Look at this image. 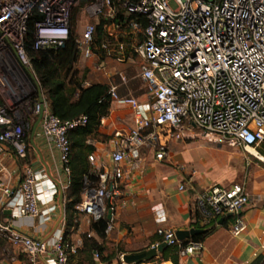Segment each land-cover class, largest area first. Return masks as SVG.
<instances>
[{
    "label": "built area",
    "instance_id": "obj_1",
    "mask_svg": "<svg viewBox=\"0 0 264 264\" xmlns=\"http://www.w3.org/2000/svg\"><path fill=\"white\" fill-rule=\"evenodd\" d=\"M78 6L91 20L80 33L73 17ZM33 20L34 50L64 47L76 32L81 58L91 60L109 50L117 63L138 67V77L153 97L143 106L134 97H120L117 87H111L112 100L135 110V126L115 134L112 169L90 159L79 214L94 221L107 218V201L114 204L129 178L122 164L137 168L144 149L154 150L155 159L165 161L169 147L160 137L165 131L173 141H181L197 130L208 142L243 149L264 164L259 153L264 147V0H0V86L11 100H18L0 104V155L4 147L13 149L20 169L14 186L2 180L0 162V240L31 264H70V255L79 246L66 242L64 224L54 236L41 240L19 230L12 220L5 221L7 211L48 221L51 209H42L41 203L45 195L52 199L58 191L48 185L45 171L33 166L27 133L32 121L39 123L70 175L69 133L88 122L87 117L64 122L53 114L26 50ZM98 26L108 36L101 46L95 45ZM121 34L128 35V42L118 43L111 52V43ZM95 69L112 77L102 63ZM180 190H187L186 185ZM249 203L245 184L213 185L196 193L195 208L203 228L232 218L231 232L238 236L247 229L242 213ZM113 227L111 220L106 235ZM157 233L158 245L176 247L183 257L203 252V242L184 244L177 232L165 228ZM10 259L16 262L18 256Z\"/></svg>",
    "mask_w": 264,
    "mask_h": 264
},
{
    "label": "crops",
    "instance_id": "obj_2",
    "mask_svg": "<svg viewBox=\"0 0 264 264\" xmlns=\"http://www.w3.org/2000/svg\"><path fill=\"white\" fill-rule=\"evenodd\" d=\"M128 39L127 34L116 37L111 43V52L118 43H126ZM109 52L105 51L104 55L96 54L91 60L80 57L78 69L88 70V81L91 84L116 86L120 97L129 96L130 77L127 70L133 66L117 63ZM99 63L106 66L107 71L112 74L111 78L104 72L96 71L95 65ZM138 74L134 78H139ZM121 75L126 78V82ZM121 91H126L127 94L121 96ZM144 96L146 98H135L143 106H147L153 97L148 95L147 89ZM135 119L136 112L131 106L112 100L109 116L103 118L96 138L89 140V144L95 148L89 162L93 157L98 167L112 169L111 155L115 150V134L134 128ZM37 125V122L32 121L31 130L27 133L31 144L30 158L35 169L45 171L48 185L58 190L52 199L45 195L41 203L42 209H51L50 219L45 222L40 218L19 217L16 212L12 214L7 211L5 221L12 220L19 230L35 239L45 240L52 235L62 218L58 185L66 192L70 175L64 171L58 151L44 136L42 129H36ZM160 137L169 147V156L165 161H157L154 150L144 149L137 168H133L128 162L122 164L129 178L123 185L121 195L114 200L112 232L105 239L99 238L91 229L95 221L78 213L74 219L76 226L68 237L73 245L82 247L84 235H91L89 237L102 245L103 256L109 259L108 264H126L122 261V256L150 250L161 242L157 233L160 228L175 232L196 229L203 231L200 234L204 235L202 253L183 257L176 247H168L154 260L141 264H253L264 256V164L243 149H233L226 144H208L205 139H201L197 130L181 141H173L168 131L162 132ZM259 153L264 155V147L259 148ZM0 162L3 169L2 180L16 186L20 181V169L13 149L4 147ZM193 172L196 174L193 175ZM236 183L245 184L250 196V203L242 213L247 223L246 231L235 236L231 232L232 218H221L217 223L203 228L195 208L196 193L213 185L230 187ZM182 185H186L187 190L181 191ZM64 205L66 210L65 196ZM107 207L109 211L108 201ZM62 224L65 227L66 211ZM195 237L186 241H193ZM12 249L18 259L13 262L7 256L2 259L5 264H31L16 249ZM96 261L97 264H103L99 259ZM40 264L48 263L45 261Z\"/></svg>",
    "mask_w": 264,
    "mask_h": 264
},
{
    "label": "trees",
    "instance_id": "obj_3",
    "mask_svg": "<svg viewBox=\"0 0 264 264\" xmlns=\"http://www.w3.org/2000/svg\"><path fill=\"white\" fill-rule=\"evenodd\" d=\"M35 20L29 25L25 43L26 50L53 114L64 122H71L83 117L88 119L85 126L71 130L69 133L71 173L69 186L65 192L66 225L64 235L66 242L73 245L68 237L70 231L76 226L74 219L78 214L77 206L83 200L85 180L90 177L91 171L89 158L95 150L94 146L89 144V140L96 138L103 118L110 114L111 86L101 83L85 86L88 81V70L78 69L80 51L76 42V32H73L64 47L34 50ZM106 41H108V36L103 26H98L95 45L101 46ZM104 52L101 50L99 53L104 55ZM126 94V91L120 92L121 96ZM0 104H2L1 101ZM109 223L108 218L95 221L92 223L91 229L99 238L105 239ZM203 238L204 235H200L193 241L203 242ZM188 242L190 241H185L184 244ZM2 243L8 244L6 241L0 240V249ZM103 251L102 245L86 234L83 237L82 247L77 249L76 254L70 255V264H97L96 255L99 256L101 263L108 264L109 259L103 256ZM0 260H2L1 256ZM253 264H264V256L259 257Z\"/></svg>",
    "mask_w": 264,
    "mask_h": 264
},
{
    "label": "rangeland",
    "instance_id": "obj_4",
    "mask_svg": "<svg viewBox=\"0 0 264 264\" xmlns=\"http://www.w3.org/2000/svg\"><path fill=\"white\" fill-rule=\"evenodd\" d=\"M172 6L175 7L176 6L175 3H172ZM73 17H74V21L78 25L77 33L82 32L84 30L85 26L91 22V20L88 18L87 14L85 13L83 6H78V7H76V9H74ZM75 35H77V34H75ZM80 64H81V62H80ZM138 70L139 69L137 66H133L132 69L127 70L128 75L130 77V80L128 83L130 90L128 91V94H129V96L134 97V98L135 97L138 98V96L139 97H145L144 95L146 93V86H145L144 82L139 78H134V76L138 74V72H139ZM0 82H1V80H0ZM116 82H118V80ZM6 90H7L6 88L4 89L2 86H0V101L2 102V105L7 104V102L9 100H11V98L8 96V93ZM9 102H12L15 104V102L17 103L18 100L15 98V100L12 99ZM201 139H204V138L202 137ZM207 143L210 145H216V144L210 143L208 141H207ZM220 145H225V144H220ZM233 149H236V148H233ZM215 172L216 173L218 172L217 169L215 170ZM11 255H14L13 249L9 246V244L2 243V246L0 249L1 258L4 259L7 256L10 257Z\"/></svg>",
    "mask_w": 264,
    "mask_h": 264
},
{
    "label": "water",
    "instance_id": "obj_5",
    "mask_svg": "<svg viewBox=\"0 0 264 264\" xmlns=\"http://www.w3.org/2000/svg\"><path fill=\"white\" fill-rule=\"evenodd\" d=\"M41 118H42V115L40 116V120H41ZM37 128H38V125H37L36 129ZM58 186L60 188V204L62 207L63 215H62V218L60 219V221L57 223V225H56L51 236H53L55 234V232L58 230V228L60 227V225L62 224V222L65 219V211H66L65 205H64L65 192H64V189L61 185H58ZM108 206H109V211H108L107 218L109 221H111V220H113V203H112L111 199L108 200ZM202 233H203L202 230H196V229H192L189 231H178L177 237L181 241H186L187 239H190V238L195 237L197 235H200ZM168 247L169 246L166 243H162V244L158 245L157 247H153L150 250H144V251H139L137 253H133L130 255H125L123 257V260L126 264H141L145 261L154 260L159 254H163Z\"/></svg>",
    "mask_w": 264,
    "mask_h": 264
}]
</instances>
